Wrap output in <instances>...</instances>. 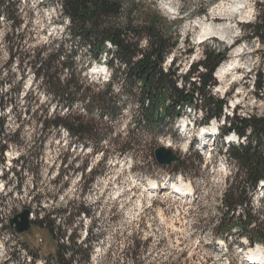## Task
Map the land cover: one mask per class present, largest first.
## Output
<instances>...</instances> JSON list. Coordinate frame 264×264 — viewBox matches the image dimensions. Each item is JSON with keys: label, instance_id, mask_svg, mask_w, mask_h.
Returning <instances> with one entry per match:
<instances>
[{"label": "rangeland", "instance_id": "374dc122", "mask_svg": "<svg viewBox=\"0 0 264 264\" xmlns=\"http://www.w3.org/2000/svg\"><path fill=\"white\" fill-rule=\"evenodd\" d=\"M234 1L244 13H233L231 17L223 16L231 7L230 0L135 3L156 9L171 23L169 31L179 36L176 48L163 63L165 70L171 68L184 75L191 63L201 59L202 51L217 41L221 49L229 52L214 72L217 85L211 94L226 101V116L262 117L264 43L246 32L259 11L255 0ZM0 2L7 6L5 15L0 14V96L12 102L0 108V117H4L6 133L13 135L14 141L3 155L0 153V206L4 207L0 211V264H32L34 256L35 264H42L55 250L45 230L32 225L29 232L16 234L10 219L29 209L32 221H38L73 202L75 208L82 207L89 215L80 214L70 220L72 234L81 242L86 230L91 229V239L98 238L93 244L91 264H249V253L258 249L264 253L263 246L251 248L243 238L238 241L232 237L227 245L213 237L212 228L232 168L224 158V142L214 138L211 143L213 138L208 135L204 144L198 141L199 129L207 127L193 125V119L200 120V112L187 110L165 135L144 133L140 145L122 155L108 142L104 154L93 153L74 145L65 131L43 132L40 115L47 107V95L45 86L33 77L32 62L37 53L40 58L47 56V41L59 40L66 34L60 7L49 0ZM128 2L122 0L123 6ZM259 3L264 10V0ZM206 24L219 29V35H208L199 41ZM233 61L235 67L222 79L215 76L223 63ZM103 67L92 62L89 75L106 82L110 72ZM257 86L262 89L258 91ZM127 106L110 138L117 137L119 143L133 127L135 104ZM215 122L219 130L223 117ZM183 123L187 124L185 130ZM237 142L236 137L230 141ZM0 145H4L3 140ZM159 146L173 150L180 159L189 158V163L198 154L202 160L198 172L179 175L169 167L159 166L153 155ZM23 154L27 155L26 164L20 169L21 164L16 162ZM151 182L156 183V189ZM176 186H187L191 192L181 195ZM256 192L253 203L258 208L264 189L257 188Z\"/></svg>", "mask_w": 264, "mask_h": 264}, {"label": "trees", "instance_id": "16d2710c", "mask_svg": "<svg viewBox=\"0 0 264 264\" xmlns=\"http://www.w3.org/2000/svg\"><path fill=\"white\" fill-rule=\"evenodd\" d=\"M49 1L59 5L66 34L59 40L47 41V56L40 58L37 53L32 62L33 77L45 86L47 95V107L40 115L42 131H65L74 145L93 153L104 154L108 142L122 155L135 150L144 133L157 137L171 132L174 122L187 110L200 112V120L193 119L196 127L223 117L217 139L234 133L241 142L224 148L225 161L232 171L220 200L213 237L221 238L227 245L235 237L238 241L245 239L251 248L264 247V198L258 208L253 203L256 188L264 180V116H226V101L211 94L217 85L214 72L226 60L229 49H221L215 41L202 51L201 59L189 65L184 75H178L171 68L165 70L163 63L176 48L179 36L169 31L171 23L156 9L140 7L135 0H128L125 7L122 0ZM255 5L259 15L246 26V32L250 38L264 43L263 4L255 0ZM6 8L0 2L1 15H5ZM92 62L110 72L106 82L89 75ZM261 89L257 86L258 91ZM6 97L0 96L2 109L12 103L8 98L4 100ZM128 104H135L133 127L127 130L124 142L119 143L117 137L110 138ZM12 137L6 133L4 117H0L2 155L8 144L14 142ZM26 156L21 155L16 162L21 164L20 169L25 167ZM188 160L181 159L169 168L174 174H196L201 157L196 154L190 163ZM72 210L76 213L72 214ZM56 212L57 216L51 219L50 215ZM80 214L89 215L86 209L75 208L73 202L32 221L55 244L54 253L42 264H91L93 244L98 238L91 239L90 229L79 242L69 229L70 220ZM36 259L37 256L31 259L32 264Z\"/></svg>", "mask_w": 264, "mask_h": 264}, {"label": "bare ground", "instance_id": "6f19581e", "mask_svg": "<svg viewBox=\"0 0 264 264\" xmlns=\"http://www.w3.org/2000/svg\"><path fill=\"white\" fill-rule=\"evenodd\" d=\"M232 2V3H231ZM234 0H230V4L229 5H231V7L229 6L226 10H227V12H226V14H224L223 16H225V17H231L232 15H234V14H238L239 15V13L241 12L240 11V8H239V6L235 3L234 4ZM238 4H240V3H238ZM223 5V4H222ZM224 7V6H223ZM222 7V8H223ZM226 7V6H225ZM224 10V9H223ZM234 13V14H233ZM242 13V12H241ZM244 13V12H243ZM242 13V14H243ZM241 14V15H242ZM245 15V14H244ZM243 16V15H242ZM243 18V17H242ZM199 22V21H198ZM197 22V23H198ZM200 23V22H199ZM198 23V24H199ZM202 23V22H201ZM222 30V29H221ZM219 29H211L210 27H208L207 26V24L202 28V32H201V34L199 35V37H198V40L200 41V40H203L204 38H206L208 35H214V36H218L219 35ZM221 34V33H220ZM222 35V34H221ZM223 36V35H222ZM98 67V66H97ZM235 67V61H233V62H226V63H223L218 69H217V71H216V74H215V76L216 77H218L219 79H222L230 70H232L233 68ZM104 68V67H103ZM98 69H100V68H98ZM214 126H215V124L213 125V128H214ZM226 137H228V136H226ZM233 137H236L234 134H233ZM151 185H152V187L154 188L155 187V189L157 188V186H156V183H154V182H151ZM175 189L179 192V193H181V195H186V193L188 194V193H190L191 191H190V189L187 187V186H176L175 187ZM252 251V249L250 250V252ZM249 254H251L250 256H249ZM248 254V258L250 257V261L251 262H255L256 264H264V253H262L259 249H258V251L257 252H251V253H249Z\"/></svg>", "mask_w": 264, "mask_h": 264}, {"label": "water", "instance_id": "95a60500", "mask_svg": "<svg viewBox=\"0 0 264 264\" xmlns=\"http://www.w3.org/2000/svg\"><path fill=\"white\" fill-rule=\"evenodd\" d=\"M154 159L159 166L168 167L172 164L179 162V155L171 149L164 146H159L153 151ZM31 211L23 209L20 213L16 214L9 221L16 234H23L29 232L31 229Z\"/></svg>", "mask_w": 264, "mask_h": 264}]
</instances>
